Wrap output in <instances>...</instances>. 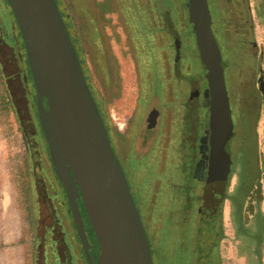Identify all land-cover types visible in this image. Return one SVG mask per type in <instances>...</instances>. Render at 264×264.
<instances>
[{
  "label": "water",
  "instance_id": "obj_1",
  "mask_svg": "<svg viewBox=\"0 0 264 264\" xmlns=\"http://www.w3.org/2000/svg\"><path fill=\"white\" fill-rule=\"evenodd\" d=\"M6 1L25 47L51 161L67 193L83 243L87 245L74 184L78 185L99 243L98 264H153L139 211L56 0ZM185 6L199 60L206 68L204 97L209 110V146L205 145L208 149L205 183L208 186L225 182L230 173L232 160L226 144L233 135V120L208 1L185 0ZM43 96L47 99L46 111ZM202 148L203 144L199 145L200 155ZM85 251L92 264L87 248Z\"/></svg>",
  "mask_w": 264,
  "mask_h": 264
},
{
  "label": "rangeland",
  "instance_id": "obj_2",
  "mask_svg": "<svg viewBox=\"0 0 264 264\" xmlns=\"http://www.w3.org/2000/svg\"><path fill=\"white\" fill-rule=\"evenodd\" d=\"M207 1L212 20L211 28L221 51L233 120V135L226 147L232 155L233 162L227 193L236 197L235 208H264V92L261 91V88H264V29L262 30V27L257 29L255 26L238 28L237 31L239 30L242 35H239L240 43H237L233 28L244 18V15H238V19L233 20L220 0ZM89 2L90 11L93 14L95 10L96 18L98 13L97 27L102 34L100 46L113 67L111 81L106 83L104 90L92 63L95 51L98 49L94 42L95 33L89 36L86 29L83 30L85 32L83 56L92 87L99 88L108 100L106 111L104 110L108 115L106 120L117 130L113 115L116 116L117 121H121L129 119L132 113L135 114L139 96L136 59L118 10L112 7L108 0H89ZM260 2L264 8V0ZM181 3L188 20L185 0H181ZM226 18L231 19L230 23ZM8 20L9 23L14 22L13 17ZM250 36H252L251 46L247 42ZM14 38L17 39V35ZM180 39L179 50L186 62L188 60V65L194 67H191V75L196 77L199 88L204 90L206 70L195 59L193 50L191 52L189 48L188 41L192 43L194 39L189 26L181 31ZM164 42L166 51L171 55V51L175 50L172 40L168 38ZM182 86L181 92L174 86L173 94L176 98L179 92L180 96L185 94L186 85ZM151 103L143 108L138 122L139 127L144 125V118ZM205 112L207 107L201 109L198 116L206 114ZM154 134L149 138V143ZM172 138L170 136L169 143L165 147L155 148L151 155L145 151H149L153 143L147 149H142L140 143H136L138 151L142 152L141 155L148 157L145 158L148 164L145 162L144 167L141 168L147 169L149 175L152 174L151 181L146 185L148 189L144 185L138 186L139 196L149 200L151 195H156L152 210L157 213L156 217L158 216L159 219L163 218L164 209L169 206L163 197L172 194L176 189L175 183L172 182L176 179L174 174L179 160V150L177 141L173 143ZM246 145L253 153L248 158L244 155L243 163V147ZM137 159L139 164L145 160H142L141 156ZM122 164L125 175L131 182L133 191L136 192V178L130 170V162L122 160ZM249 168L253 170L251 173H248ZM243 172L245 175L249 174L245 177L246 181L243 180ZM147 175L145 172V178ZM34 178L27 146L9 105L0 75V264H35L34 208H37V199L34 192ZM156 182L159 188L155 192L153 184ZM139 204L138 207L144 215V207L140 202ZM230 207L228 199L223 196L222 208Z\"/></svg>",
  "mask_w": 264,
  "mask_h": 264
},
{
  "label": "trees",
  "instance_id": "obj_3",
  "mask_svg": "<svg viewBox=\"0 0 264 264\" xmlns=\"http://www.w3.org/2000/svg\"><path fill=\"white\" fill-rule=\"evenodd\" d=\"M108 1L112 7L118 10L121 21L127 29L138 71L139 96L135 108L136 117L134 116L132 120V130L128 131V136H130V132L133 133L137 130L143 108L151 103L152 99L155 98V102L158 103L160 109L164 107L165 103L161 96H163L162 92L165 87L164 80L169 76L177 82L187 81L192 89L194 84H197L198 80L194 75H191L192 66L188 65V70L182 74V67H184V64L189 63L188 60L186 62L184 55L179 50L181 31L189 26L193 35V30L186 19V12L182 7L181 0ZM56 4L73 43L84 78L105 123V118L108 116L107 112L105 113L108 100L99 88L94 89L92 87L83 56L85 45V32L83 30L86 29L89 36L91 33H95L94 42L98 49L95 51L92 63L104 90L106 83L111 81L113 67L100 46L102 34L97 27L98 13L97 18L95 10L92 14L89 0H56ZM230 20L226 18L229 23ZM261 25L263 30L264 18L261 20ZM240 27L243 26L237 24L233 28L237 43H240L239 35L241 33L239 30L237 31ZM168 38L172 40V46L175 49L170 50L171 55L165 49L164 41ZM188 44H190L191 52L193 50L195 59L201 63L194 39L192 43L188 41ZM195 59L194 61L197 62ZM171 69L172 74L169 73ZM204 69L206 70V68ZM183 108V124L177 130L179 160L176 163L174 174L176 179L172 182L175 183L176 189L172 194L163 197L169 203V206L165 207L160 224H154L155 216L152 212V203L147 200L144 208L147 223H143V226L150 244L153 264H220L217 244L220 238L223 186L218 192L215 191L214 193L213 186H203L192 176L191 170L196 154L197 131L201 122V118L198 116L200 105L195 99L187 100L183 103ZM112 130L118 133L113 126ZM149 138L150 136L144 137V140H141L140 147L147 149L153 143L152 148L145 151L151 155L154 147H156V139L153 137L149 143ZM133 150L130 151L128 161L130 162V170L132 173L134 172L133 175L136 178L135 184L146 186L152 174L149 175L150 172L144 168L148 175L143 178L139 170L144 167L145 162L148 164L145 159L148 157L141 155L142 152ZM243 152L246 153V155H242L244 163V158H248L253 152H250L247 145L243 147ZM138 156H141L142 160L145 159L140 164L139 159H137ZM132 194L135 200L134 193L132 192ZM217 194H219V198Z\"/></svg>",
  "mask_w": 264,
  "mask_h": 264
},
{
  "label": "flooded vegetation",
  "instance_id": "obj_4",
  "mask_svg": "<svg viewBox=\"0 0 264 264\" xmlns=\"http://www.w3.org/2000/svg\"><path fill=\"white\" fill-rule=\"evenodd\" d=\"M220 1L225 11H227V14L233 20H237L238 15H244V18L238 22L243 28L255 26L259 29L262 27L261 19H253L251 13L254 1L258 9L264 10L260 0ZM11 17L14 19L9 4L6 0H0V75L8 96L9 105L14 112L21 135L26 143L29 160L32 163V172L35 177L34 192L37 199V208H34L36 231L35 264H90L86 255V248L91 263L98 264L99 243L85 212L78 185L74 184L77 192L75 201L80 213L83 233L87 243L86 246L80 237L65 188L55 173V166L50 156V147L39 119L36 88L28 65L25 47L15 19L13 20L14 22L9 23L10 20H8V18L10 19ZM15 35H17V39L14 38ZM251 37L252 36H250V39L248 37L247 41L250 46ZM168 89L167 87L166 90L168 91ZM201 94L202 92L200 91L194 92L193 95L196 97H192L191 100H197V97L201 96ZM42 104L46 111L48 106L45 96L42 97ZM160 112L161 109L158 103L156 104L155 98L152 99L151 106L147 110L144 118V125L141 127L138 126L135 132L134 136L137 144L138 142L142 143L141 140L143 141L144 137H151L156 132L159 124L158 121L161 116ZM207 112L209 120L208 107ZM134 116L136 117V114L132 113L130 116L131 119H127L126 126L123 128L122 132L115 133L119 138L118 141H122V136L127 135L130 129L132 130V120ZM105 123L108 129L111 146L123 167L122 155L114 140V132L111 128V124L107 120H105ZM208 134L209 128L207 124L205 129L203 128L201 132H198L196 139V154L191 170L192 176L203 186L206 185L205 156L208 153V149L205 148V145L208 148ZM201 144H203V148L201 149L203 155L199 153V145ZM226 151L232 160L230 151L227 148ZM243 154L246 155L245 152H243ZM198 162L199 167L196 170L195 166ZM232 163L233 162H231L230 173L226 181L209 186H213L214 193L215 191L218 192L223 186V190L221 189L223 196H225V199H228V203L231 205L230 208H235L236 197L227 193ZM251 170L252 169H250L248 173L253 171ZM70 175L73 178L71 170ZM248 175L249 174L245 175L243 172L242 177L244 181L247 180L245 177ZM217 197L219 198V194H217Z\"/></svg>",
  "mask_w": 264,
  "mask_h": 264
},
{
  "label": "crops",
  "instance_id": "obj_5",
  "mask_svg": "<svg viewBox=\"0 0 264 264\" xmlns=\"http://www.w3.org/2000/svg\"><path fill=\"white\" fill-rule=\"evenodd\" d=\"M251 13L253 19L258 18L262 20L264 18V10L258 9L255 1L252 5ZM187 70H188V64H184V67H182L181 70L182 74H184L185 71ZM169 73L171 74V70L169 71ZM164 81H165L164 82L165 87H164V91L162 92L163 96H161V99L163 100L165 105L163 108H161V112H160L161 116L158 121L159 124L157 126V130L155 132L156 147H154V149L157 148L158 146L161 148L165 147L169 143L170 136L173 137L172 138L173 143L174 141L178 142L177 130L183 124V120H182V115L184 111L183 103H185L187 100H191L192 97H196L195 95H193L194 92L196 91L202 92L201 96L197 97L196 100L200 105V110L201 109L204 110L207 103V100L204 97V92L206 89V81H205L204 90L199 88L198 84L196 85L194 84V87L192 89L191 85L187 81L177 82L176 80L172 79L171 76H169ZM182 85H186L185 88L186 92L184 95L180 96V92L183 87ZM174 86L177 90L180 89L177 98L176 95L174 96L173 94ZM167 87L169 88L168 91L166 90ZM205 113L206 114L199 116L201 118L200 120L201 122L198 125L197 135L198 132L199 131L201 132L203 128L205 129V126H207L208 124L207 123L208 112ZM126 122L127 119L124 120V127L126 126ZM171 127H172V131H171ZM122 131L123 130L121 131L118 130L119 133ZM130 133H131L130 136H128V133L127 135L122 136V141H118L119 138L117 137L116 134H114V140L118 145V149L120 150L119 152L122 155V159L127 162L130 157L129 156L130 151L133 149L138 151L134 136L135 132L133 133L130 132ZM174 137L175 140H173ZM139 172L140 175H142L144 178L146 170L141 168ZM132 174H134V172ZM126 179L128 182L129 179L127 177ZM149 181H151V179ZM128 184L130 190L134 193V198L136 200L135 204H137L136 207L139 211L142 223H147L145 214L142 215L138 207V204L140 202L145 208V203L147 202V200L139 196L138 185L135 184L136 185V192H135V190L133 191V187L130 181ZM153 186H154V191L156 192L159 188L158 182L153 184ZM155 198H156L155 194L151 195V198L148 200V202L153 203ZM153 214H154L153 216H155L154 224L155 225L160 224L162 222V219H159L158 216L156 217L157 213L155 214L153 212ZM217 254L219 257L218 259L220 264H264V208H222L221 223H220V238L217 244Z\"/></svg>",
  "mask_w": 264,
  "mask_h": 264
},
{
  "label": "built area",
  "instance_id": "obj_6",
  "mask_svg": "<svg viewBox=\"0 0 264 264\" xmlns=\"http://www.w3.org/2000/svg\"><path fill=\"white\" fill-rule=\"evenodd\" d=\"M263 37H264V34H263ZM112 118H113V120L115 121V125H116L117 129H118L119 131L123 130V128H124V120L116 121V118H115L114 115L112 116Z\"/></svg>",
  "mask_w": 264,
  "mask_h": 264
}]
</instances>
